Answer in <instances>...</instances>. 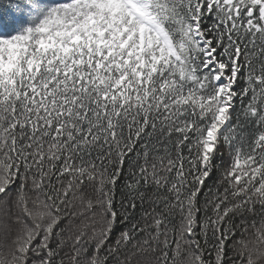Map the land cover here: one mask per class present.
<instances>
[{"label": "snow or ice", "instance_id": "snow-or-ice-1", "mask_svg": "<svg viewBox=\"0 0 264 264\" xmlns=\"http://www.w3.org/2000/svg\"><path fill=\"white\" fill-rule=\"evenodd\" d=\"M0 264H264V0H0Z\"/></svg>", "mask_w": 264, "mask_h": 264}]
</instances>
